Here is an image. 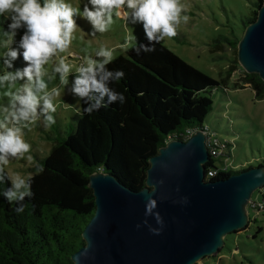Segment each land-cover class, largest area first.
<instances>
[{
    "label": "trees",
    "instance_id": "1",
    "mask_svg": "<svg viewBox=\"0 0 264 264\" xmlns=\"http://www.w3.org/2000/svg\"><path fill=\"white\" fill-rule=\"evenodd\" d=\"M261 4L262 0H255L251 15L242 21L243 30L256 19ZM239 38H228L226 43L236 49ZM140 43L148 41L144 37ZM137 46L107 65L109 70L124 72L110 87L123 93L125 102L84 114L81 101L80 117L68 135L58 137L48 155L33 167L34 196L25 199L23 212L17 213V205L2 195L10 187L9 181L0 183V264H73L70 256L83 245L82 230L95 208L88 186L91 173H111L126 187L141 190L149 158L168 140H185L186 130L206 128L214 133L204 125L212 110L210 95L216 88L226 87L227 78L240 67L237 60L233 61L237 66L228 68L227 78L217 81L161 43L153 45L154 51L139 54L133 50ZM242 74L240 87L234 83V88L250 87L256 99H263L264 81L259 75L243 70ZM218 140L226 151L209 156L206 170L213 168L216 173L206 176L207 180L254 167L235 169L225 161L218 166L220 157L231 154L230 143ZM257 191L262 199L251 201L260 203L262 208L257 210L262 212L264 186ZM248 207L254 209L250 204Z\"/></svg>",
    "mask_w": 264,
    "mask_h": 264
},
{
    "label": "water",
    "instance_id": "2",
    "mask_svg": "<svg viewBox=\"0 0 264 264\" xmlns=\"http://www.w3.org/2000/svg\"><path fill=\"white\" fill-rule=\"evenodd\" d=\"M236 58L245 73L264 81V0L244 27ZM205 139L197 129L185 141L168 140L149 158L141 190L111 173H91L95 208L72 263L196 264L218 253L226 235L246 227L248 201L264 186V167L207 180Z\"/></svg>",
    "mask_w": 264,
    "mask_h": 264
},
{
    "label": "rangeland",
    "instance_id": "3",
    "mask_svg": "<svg viewBox=\"0 0 264 264\" xmlns=\"http://www.w3.org/2000/svg\"><path fill=\"white\" fill-rule=\"evenodd\" d=\"M67 2L79 7L81 11L86 4L91 7L88 0H67ZM254 2L255 0H181L186 9L182 15H187L189 20L177 27L175 37H165L160 43L202 73L217 81L226 79L228 68L237 66L233 62L234 59L237 60V47L231 48L226 43V39L242 36V21L251 15ZM113 19L114 23L109 31L93 34L91 25L86 19L76 18L79 27L74 33L75 38L69 50L60 54L73 66L74 72L87 58H96L95 52L101 46L115 48L114 55L117 58L126 55L127 51L121 46L129 34L133 32L138 44L145 37L141 24L126 23L116 15ZM8 23L10 20L0 17V33L8 30ZM24 31V28L17 30L11 47H18ZM232 31L235 37L232 36ZM2 40L3 37L0 35V41ZM135 45L137 43L133 40L128 50ZM4 51L5 49L0 45V55ZM59 58L55 57L53 62ZM53 62L46 65L49 73ZM24 66L25 62L21 56L13 61L11 69L6 70L14 71ZM240 67H236L232 75L227 78L225 88H216L212 91L210 95L213 101L212 110L208 113L204 125L214 132L216 138L230 143V156L220 157L216 161L218 166H222L225 161L235 169L250 165L258 166L259 163L264 167V98L256 99L250 87L234 88V83L240 87L242 82L243 74ZM4 71L3 57L0 56V74ZM74 75V73L69 75V84L65 88L60 84L58 74L49 82V90L57 88L60 91V95L54 97L55 123L46 126L41 117L36 123L24 129V139L31 145V150L22 158L9 160L5 166L9 177L16 174L24 177L33 176L35 164L48 155L60 137L68 135L71 125L79 119L81 100L70 91ZM6 103L4 90L0 89V104ZM252 199L261 200L262 196L255 191ZM247 211L248 218L251 219L248 227L226 235L218 253L204 257L196 264H264V211L256 212L249 207Z\"/></svg>",
    "mask_w": 264,
    "mask_h": 264
},
{
    "label": "clouds",
    "instance_id": "4",
    "mask_svg": "<svg viewBox=\"0 0 264 264\" xmlns=\"http://www.w3.org/2000/svg\"><path fill=\"white\" fill-rule=\"evenodd\" d=\"M81 11L67 0H0V17L10 20L8 30L0 33V41L5 51L3 64L5 71L0 74V89L4 90L6 104H0V183L10 181L11 186L2 195L9 203H15V211L25 209L24 201L34 196L31 190L32 177L19 174L7 176L5 166L10 159L22 158L31 150L24 139V129L43 117L46 126L55 123L56 104L54 97L60 95L57 88L49 90L48 84L58 74L60 84L65 88L68 77L75 74L70 91L83 101V113L91 114L111 104H123L125 96L110 85L124 77L120 69L109 70L107 65L115 60V48L99 47L95 57L84 60L73 71L67 62L66 53L79 27L76 18L86 19L92 33H105L114 23V15L126 23L141 24L148 44H138L133 32L121 46L129 49L135 40L140 51H154L153 45L165 37L177 35V27L187 23L189 17L182 15L186 10L181 0H88ZM24 28L18 47H11L18 29ZM22 50V51H21ZM23 58L25 66L8 71L13 61ZM55 57H60L53 62ZM52 63L51 73L46 65ZM47 78V79H46ZM22 81V83H20ZM43 171V168H40Z\"/></svg>",
    "mask_w": 264,
    "mask_h": 264
},
{
    "label": "built area",
    "instance_id": "5",
    "mask_svg": "<svg viewBox=\"0 0 264 264\" xmlns=\"http://www.w3.org/2000/svg\"><path fill=\"white\" fill-rule=\"evenodd\" d=\"M199 130H203V132L205 133V136H206L205 143H206L208 151H209V156L210 155L218 156V155H220L226 151L223 148L222 144L219 142L218 138H216L214 136V133H209L206 128L199 129ZM195 131L196 130H186L185 140L187 138H189ZM182 140H184V139H182ZM226 166H227V164H226ZM226 166L224 168H226ZM215 173H216V170H214L213 168H209L208 170H205V177L206 176H213ZM251 199H252V197H251ZM251 199H249V201H248V206L250 204L252 207H254V210L256 212H259L257 209H261L262 205L260 203L252 202Z\"/></svg>",
    "mask_w": 264,
    "mask_h": 264
}]
</instances>
